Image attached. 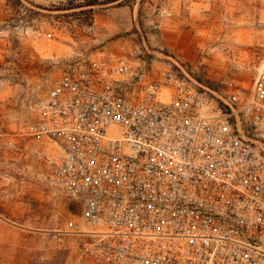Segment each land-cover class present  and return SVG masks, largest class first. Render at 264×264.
<instances>
[{
    "label": "built area",
    "instance_id": "2783aa9c",
    "mask_svg": "<svg viewBox=\"0 0 264 264\" xmlns=\"http://www.w3.org/2000/svg\"><path fill=\"white\" fill-rule=\"evenodd\" d=\"M163 56L66 58L9 148L78 206L69 264H264V64L220 94Z\"/></svg>",
    "mask_w": 264,
    "mask_h": 264
},
{
    "label": "rangeland",
    "instance_id": "374dc122",
    "mask_svg": "<svg viewBox=\"0 0 264 264\" xmlns=\"http://www.w3.org/2000/svg\"><path fill=\"white\" fill-rule=\"evenodd\" d=\"M85 1L0 0V264H69L76 252L52 230L78 206L44 184L30 149L21 157L8 145L63 60L104 46L119 53L143 48L147 59L172 57L220 94L250 88L264 64V0H122L75 8ZM111 26L125 38H107Z\"/></svg>",
    "mask_w": 264,
    "mask_h": 264
},
{
    "label": "trees",
    "instance_id": "16d2710c",
    "mask_svg": "<svg viewBox=\"0 0 264 264\" xmlns=\"http://www.w3.org/2000/svg\"><path fill=\"white\" fill-rule=\"evenodd\" d=\"M120 1L122 0H107L105 2H102L101 0H86L84 5L76 6L75 8L80 9L82 7H88V8H91L90 10L92 11V7L96 5L109 4V3H115V2H120Z\"/></svg>",
    "mask_w": 264,
    "mask_h": 264
},
{
    "label": "crops",
    "instance_id": "0c3cea01",
    "mask_svg": "<svg viewBox=\"0 0 264 264\" xmlns=\"http://www.w3.org/2000/svg\"><path fill=\"white\" fill-rule=\"evenodd\" d=\"M107 38H119L118 40H122L125 37L122 36V30L118 29L116 26H111L109 30L106 32Z\"/></svg>",
    "mask_w": 264,
    "mask_h": 264
}]
</instances>
